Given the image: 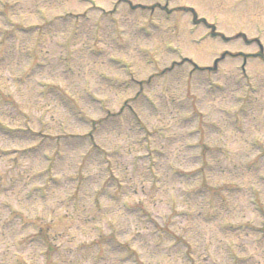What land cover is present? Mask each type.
Returning a JSON list of instances; mask_svg holds the SVG:
<instances>
[{
  "label": "rangeland",
  "instance_id": "1",
  "mask_svg": "<svg viewBox=\"0 0 264 264\" xmlns=\"http://www.w3.org/2000/svg\"><path fill=\"white\" fill-rule=\"evenodd\" d=\"M93 4L0 0V264H264V0Z\"/></svg>",
  "mask_w": 264,
  "mask_h": 264
}]
</instances>
